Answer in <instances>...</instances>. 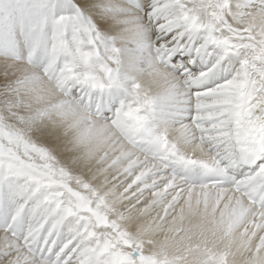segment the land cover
Returning <instances> with one entry per match:
<instances>
[{
    "label": "snow or ice",
    "instance_id": "1",
    "mask_svg": "<svg viewBox=\"0 0 264 264\" xmlns=\"http://www.w3.org/2000/svg\"><path fill=\"white\" fill-rule=\"evenodd\" d=\"M0 264H264V0H0Z\"/></svg>",
    "mask_w": 264,
    "mask_h": 264
}]
</instances>
